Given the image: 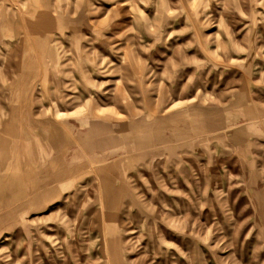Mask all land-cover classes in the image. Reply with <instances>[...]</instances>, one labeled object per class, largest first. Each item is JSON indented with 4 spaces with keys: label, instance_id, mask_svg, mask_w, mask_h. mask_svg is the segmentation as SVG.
Wrapping results in <instances>:
<instances>
[{
    "label": "rangeland",
    "instance_id": "rangeland-1",
    "mask_svg": "<svg viewBox=\"0 0 264 264\" xmlns=\"http://www.w3.org/2000/svg\"><path fill=\"white\" fill-rule=\"evenodd\" d=\"M22 100L110 126L37 207L0 165V264H264V0H0Z\"/></svg>",
    "mask_w": 264,
    "mask_h": 264
},
{
    "label": "crops",
    "instance_id": "crops-1",
    "mask_svg": "<svg viewBox=\"0 0 264 264\" xmlns=\"http://www.w3.org/2000/svg\"><path fill=\"white\" fill-rule=\"evenodd\" d=\"M85 107L95 113L101 111L95 105L86 104ZM81 113L83 111L76 109L56 110L58 116H78ZM0 115H5L2 116L3 122L0 121V130L5 133L0 136V147L4 148V157L0 158L1 168L4 171L5 167L13 165V168L20 170L19 183L23 184L25 190L30 186V203L35 207L44 198H54L55 193L49 186L55 184L58 178L64 179L77 158H91L90 155L98 151L91 148L102 142L97 136V126L104 129L110 126L97 121L93 124L86 119H76L74 122L67 119L61 122L49 118L38 120L36 123L34 114L25 106L23 100L19 107H10L7 115L4 111H0ZM33 124H38L37 131ZM5 152L10 153L9 156ZM57 165L60 166L59 170Z\"/></svg>",
    "mask_w": 264,
    "mask_h": 264
},
{
    "label": "bare ground",
    "instance_id": "bare-ground-1",
    "mask_svg": "<svg viewBox=\"0 0 264 264\" xmlns=\"http://www.w3.org/2000/svg\"><path fill=\"white\" fill-rule=\"evenodd\" d=\"M8 1V0H7ZM12 1V0H11ZM20 6V5H19ZM8 7V6H7ZM18 8V7H17ZM19 9V8H18ZM22 9V8H21ZM22 11H25V10H22Z\"/></svg>",
    "mask_w": 264,
    "mask_h": 264
}]
</instances>
